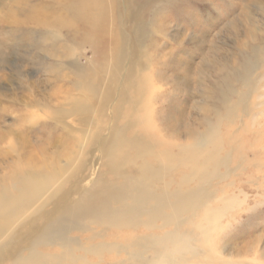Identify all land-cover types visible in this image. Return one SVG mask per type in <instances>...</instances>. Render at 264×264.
Here are the masks:
<instances>
[{
	"label": "bare ground",
	"instance_id": "6f19581e",
	"mask_svg": "<svg viewBox=\"0 0 264 264\" xmlns=\"http://www.w3.org/2000/svg\"><path fill=\"white\" fill-rule=\"evenodd\" d=\"M140 1L128 0L124 16L127 26L123 33L118 27L123 12L106 0H79L76 7L69 5L67 11L57 16L59 21L54 24L58 27L81 18L87 21L85 38L91 47L96 48L99 57L100 52H104L99 51L96 39L100 34L104 36L112 31L111 59L103 63L102 69L100 63L71 65L74 78L71 83L87 98L53 109L57 122H66L70 116L78 117L76 119L85 126L79 131L82 135L90 131L87 127L91 125V116L96 114L106 122L107 134L104 135L99 127L86 135L92 145L86 153L89 158L82 156L71 167L68 161H64L51 169L50 176L40 173L41 169L32 168L16 175V193L13 192L14 185L0 189V263L86 264L88 254L116 252L119 246L106 241L80 243L69 232L141 226L149 233L135 234L126 245L134 258H152L146 259L149 264H174L178 257L185 260L203 258L204 261L197 264H205L211 261L204 256L206 252L217 258L229 255L223 264H264L256 258L244 260L245 254L255 245L249 235L238 239L233 234L231 248L214 247V236L224 229L222 217L245 205L247 194L243 196L244 192L239 190V194L215 197L214 190H211L217 179L223 180L228 175L231 160L220 127L225 121L234 123L240 114L245 115L250 97L260 92L259 85L264 78L261 72L264 38L261 42L251 38L249 42L252 44L240 47L232 63L224 62L220 67L214 106L204 108L201 118L200 123L205 126L199 124V129L184 130L185 141L161 147L164 136L156 138L151 133V130L160 128L154 122V114L146 107L152 96L145 97L143 104L140 97L149 91L138 89L141 73L139 68L135 70L138 63L141 69L144 67L138 59L146 50L147 26L142 21L143 12L147 13L152 6L157 7L159 0ZM59 35L57 27L50 29L42 44L46 47ZM63 46V50L70 51L68 44ZM98 68L104 73L103 78L96 77ZM129 88L132 90L128 91ZM123 103L128 106L124 116L123 110L121 112ZM178 113L180 115V111ZM168 118L157 117L164 130L172 129L175 124ZM109 121L111 124L106 126ZM168 124L170 129L166 127ZM195 130L200 131L193 133ZM95 150L99 152L103 170L91 179L88 186H83L88 165L95 163ZM222 168L227 170L222 172ZM175 173H178L177 180L173 178ZM215 200L220 203L218 207L211 203ZM182 225H192V232L180 230ZM154 230L162 232L156 234ZM190 233L194 234L190 236ZM198 242L207 248L200 251L195 245ZM51 246H57V250L42 249ZM186 254L190 256L182 257Z\"/></svg>",
	"mask_w": 264,
	"mask_h": 264
},
{
	"label": "rangeland",
	"instance_id": "374dc122",
	"mask_svg": "<svg viewBox=\"0 0 264 264\" xmlns=\"http://www.w3.org/2000/svg\"><path fill=\"white\" fill-rule=\"evenodd\" d=\"M106 1L113 2L123 12L118 27L122 33L126 32L124 16L128 0ZM77 2L79 0H0V189L14 185L13 192L16 193V175L32 168L41 169L40 173L50 176L51 169L64 161H68L71 167L82 156L89 158L86 153L92 145L86 135L99 127L104 135L107 134L106 122L96 114L91 116V125L86 126L90 131L85 135L79 132L85 126L77 120L78 117L70 116L66 122H57L53 116L54 108H63L67 102L87 98L71 83L74 81L71 65L100 63L102 69L103 63L111 59L112 31L104 36L100 34L96 39L99 51L104 52H100L99 57L96 48L86 41L89 23L83 18L59 27L54 24L59 21L57 16L67 11L69 5L76 7ZM157 5L150 7L147 13L143 12L142 21L147 26L146 50L138 59L144 67L141 69L138 63L135 70L139 68L141 73L138 89L149 91L140 97L143 104L145 97L152 96L153 99L148 100L146 107L154 114V122L160 131L153 129L151 133L156 138L164 136L165 140L160 144L164 147L185 141L184 130L199 129V124L205 126L200 123L201 118L204 108L214 106L220 67L224 62L232 63L240 47L252 44L249 42L251 38L256 42L264 38V0H159ZM55 27L59 30V37H54L44 47L42 43L49 30ZM64 43L68 44L70 51L63 50ZM98 71L96 77L103 78L104 73L100 68ZM261 72L264 74V62ZM259 88L262 90L250 97L245 115L240 114L234 123L225 121L220 127L231 160L228 170L221 169L222 172L227 170L228 175L223 180L217 179L211 190H214L215 197L239 194V190L244 192L243 196L247 194L245 205L222 217L224 229L214 236V247L231 248L233 234L238 239L249 235L255 245L245 254L244 260L256 258L264 261V78ZM208 93L209 97L206 96ZM122 110L124 116L128 110L124 103ZM107 113L110 115L109 109ZM159 116L166 119L169 116L168 119L175 122L172 129L168 124L166 127L170 130H164L157 121ZM110 124L109 121L106 126ZM94 154L95 163L88 165L83 186H88L91 179L103 170L98 150ZM173 178L177 180L178 173ZM211 203L215 207L220 204L216 200ZM180 230L192 232L193 227L182 225ZM154 231L156 234L162 232ZM147 232L141 226L123 230L100 227L83 232L73 230L69 235L80 243L106 241L119 246L116 252L88 254L86 264H149L146 259L152 258H134L126 245L135 234ZM198 243L195 245L200 251L207 248V245ZM42 249L53 252L57 246ZM205 254L207 261L211 260L205 264H223L230 258L229 255L217 258L210 252ZM185 256L190 255H182ZM178 260L174 264L204 261L203 258L185 260L180 257ZM0 264H8V261Z\"/></svg>",
	"mask_w": 264,
	"mask_h": 264
}]
</instances>
